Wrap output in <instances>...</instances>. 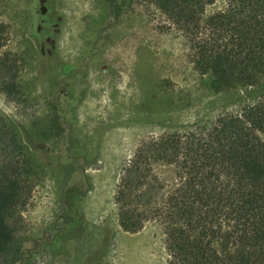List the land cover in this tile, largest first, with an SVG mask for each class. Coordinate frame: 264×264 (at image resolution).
Returning <instances> with one entry per match:
<instances>
[{
    "label": "rangeland",
    "instance_id": "374dc122",
    "mask_svg": "<svg viewBox=\"0 0 264 264\" xmlns=\"http://www.w3.org/2000/svg\"><path fill=\"white\" fill-rule=\"evenodd\" d=\"M111 5L112 0H0V22L8 27L0 56L17 61L25 89L17 99L0 87V110L32 139L30 151L43 175L24 212L23 264H168L160 221L151 219L136 233L119 224L115 195L124 169L146 139L200 119L212 122L225 106L238 109L208 90L191 61L189 39L170 28L158 9L140 2L117 19ZM223 5L216 0L207 13ZM47 11L63 17L59 31L50 25L52 54L59 60L48 52L53 40L38 30ZM60 61H80L76 83L89 84L74 128L51 123L58 113L52 103L59 97L54 98ZM153 168L173 185V166ZM73 217L79 225L65 238Z\"/></svg>",
    "mask_w": 264,
    "mask_h": 264
},
{
    "label": "trees",
    "instance_id": "16d2710c",
    "mask_svg": "<svg viewBox=\"0 0 264 264\" xmlns=\"http://www.w3.org/2000/svg\"><path fill=\"white\" fill-rule=\"evenodd\" d=\"M215 1L112 0L117 19L140 2L158 9L189 39L208 90L225 105L238 104L212 122L200 119L142 142L115 195L118 219L132 233L160 221L168 264H264V0H224L207 13ZM7 30L0 22V49ZM18 73L10 54L0 56V87L21 99ZM51 123L63 127L57 114ZM28 138L0 110V264L26 259L24 212L43 176ZM154 164L173 166V185Z\"/></svg>",
    "mask_w": 264,
    "mask_h": 264
},
{
    "label": "flooded vegetation",
    "instance_id": "af4514ba",
    "mask_svg": "<svg viewBox=\"0 0 264 264\" xmlns=\"http://www.w3.org/2000/svg\"><path fill=\"white\" fill-rule=\"evenodd\" d=\"M47 14L48 11L44 13L42 12L43 20L41 22V25H39L38 30L42 31L44 34L47 35V40H53L54 42L55 39L52 36L53 27H50V25L53 24L57 26L56 29L57 31H59L64 23L63 17L58 16V18H56L54 17L53 14L52 15L50 14L49 16H47ZM47 18H49V20ZM116 35H117L116 37L121 36V32L119 31L116 32ZM55 45L56 44L54 42L53 48L49 49L48 52L50 53V56L52 58H57V60H59V56L52 54L55 51L54 49ZM42 50L45 51V53L47 52L44 46H42ZM91 59L95 61L94 56H92ZM79 63L80 61H75L71 63H67V62L65 63L63 61H60L59 81L61 82L59 87L55 91L54 98H57V96L59 97L58 99H56V101L54 100V102L52 103L53 110L58 112L57 115L59 117V121L61 122L62 126H64L66 123L69 122L71 128H74L77 122L75 117V110L78 107L79 103L86 96V92L89 87L88 86L89 84L85 79L76 83L77 82L76 75L80 71L78 66ZM67 77L70 78L69 81H65ZM74 201H76V199H74ZM77 207L78 206H76V208ZM74 224L79 225V221L73 217V220L69 221V225H71V227L69 228V230L67 229L65 231L63 237L66 238L67 236H69L70 233L73 232Z\"/></svg>",
    "mask_w": 264,
    "mask_h": 264
}]
</instances>
